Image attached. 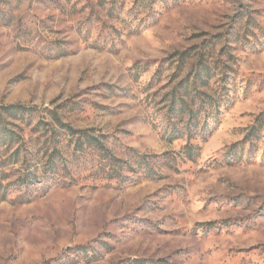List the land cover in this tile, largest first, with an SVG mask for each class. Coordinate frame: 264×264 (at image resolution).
Returning <instances> with one entry per match:
<instances>
[{"label": "rangeland", "instance_id": "obj_1", "mask_svg": "<svg viewBox=\"0 0 264 264\" xmlns=\"http://www.w3.org/2000/svg\"><path fill=\"white\" fill-rule=\"evenodd\" d=\"M54 112L123 168L0 149V264H264V0H0V116Z\"/></svg>", "mask_w": 264, "mask_h": 264}, {"label": "trees", "instance_id": "obj_2", "mask_svg": "<svg viewBox=\"0 0 264 264\" xmlns=\"http://www.w3.org/2000/svg\"><path fill=\"white\" fill-rule=\"evenodd\" d=\"M204 73L209 72V68L207 65L202 66V70ZM197 79H203V75L198 73L196 76ZM185 92V96L189 95L191 96L192 93L196 96H202V93L199 92L197 89L194 91L189 90V86H182ZM182 89H175L173 93V98H172V112H175L183 118L185 114H190V124L193 125L192 121L198 120V114L195 113L194 110L190 107L189 103L185 98H183V94L180 95V92ZM203 98H201L202 100ZM205 101V100H204ZM10 116L13 117H18L19 115L24 117L26 119L25 115L31 117L33 116L31 109L25 108L23 106H9L5 108ZM53 120L55 121V124L58 126H50L48 123H43L40 125H43L45 128V132L50 133V139L48 137V134H39L37 136H30L28 139L25 137V129L22 128V135L19 136V134H16L14 131L8 128V123L4 118L0 116V149L4 147H9L11 145H14L15 142H17L15 139L21 138L22 142L21 144H29L32 148H35L37 151V155L34 153L33 150V155L35 154L37 158L41 156V153L43 152V156L47 157L45 160L46 163V170H44L43 174H41L42 177H47L51 176L52 174L54 175H64L65 177H71V172L70 168L67 166V160L64 157L65 153H69L71 156H75L77 159V162H85L87 157H88V151L91 150L92 148L96 149L100 154L104 157V159L107 160L109 168L113 171L118 172L123 168L122 162L123 160L121 158H117L113 154H101V151H107L108 150L105 148L103 145V142L100 141L99 137L89 134L87 130H77L70 125L64 124L61 117L57 112L52 113ZM31 122V118L27 122L26 126L28 127ZM195 125V124H194ZM39 128V127H38ZM35 130L32 129L31 131L36 132L37 129ZM182 132V131H180ZM75 138V139H73ZM75 140V141H74ZM74 141V142H73ZM74 147V150L72 149ZM194 146H189V150L191 151ZM133 151V150H130ZM21 152L20 148H17L13 153L12 156L16 157V155H19ZM135 155V154H134ZM137 162L142 164V163H147L145 156L142 155H136ZM15 160L18 161V158H15ZM6 162V161H5ZM4 163V162H3ZM106 166V165H105ZM40 169L36 168L35 171L30 172L29 174L25 175L26 179H30L32 182H37L40 179ZM23 183H27L26 180H23Z\"/></svg>", "mask_w": 264, "mask_h": 264}]
</instances>
